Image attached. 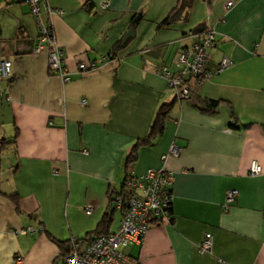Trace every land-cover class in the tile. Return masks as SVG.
I'll use <instances>...</instances> for the list:
<instances>
[{
    "label": "crops",
    "instance_id": "obj_1",
    "mask_svg": "<svg viewBox=\"0 0 264 264\" xmlns=\"http://www.w3.org/2000/svg\"><path fill=\"white\" fill-rule=\"evenodd\" d=\"M228 1L186 0L161 26L184 0H46L52 12L43 9L42 18L65 51L68 82L50 73L49 42L36 51L40 26L30 5L0 7V61L12 62L0 82V264H64L55 240L94 231L128 172L163 166L175 175L171 221L152 224L142 245L124 250L128 259L264 264V0H233L230 8ZM139 14L135 36L112 55ZM201 26L217 35L206 66L212 74L190 84L197 97L220 101L214 113L200 110L195 96L178 99L158 73L176 70L177 52ZM224 57L233 65L215 72ZM81 61L99 68L79 72ZM175 98L163 134L127 163L161 104ZM172 145L180 155L163 161ZM253 160L259 175L249 172ZM230 189L238 194L226 211ZM208 232L213 251L201 252Z\"/></svg>",
    "mask_w": 264,
    "mask_h": 264
},
{
    "label": "built area",
    "instance_id": "obj_2",
    "mask_svg": "<svg viewBox=\"0 0 264 264\" xmlns=\"http://www.w3.org/2000/svg\"><path fill=\"white\" fill-rule=\"evenodd\" d=\"M24 2L30 5L32 13L36 16L40 26V43L36 51L44 48V42H49V69L51 74H57L65 82L71 80L70 70L65 65V51L56 42L53 36L52 25L46 23L42 18V11L52 9L46 0H0V7L13 3ZM108 2L103 7H108ZM234 5L233 0L227 2V7ZM63 13V10H56ZM192 43L180 49L174 60L176 70L172 71L163 66L158 73L163 75L169 87L174 90L178 99H191V81L202 82V78L211 76L206 66L210 60V50L216 46L217 35L212 26L203 27L200 30H192L189 33ZM108 57L102 60L106 61ZM233 60L228 57L222 58L215 72L219 73L233 65ZM99 68L96 61H81L77 65L79 72H94ZM12 62L10 60L0 61V82L10 78ZM87 103V100H82ZM88 153V149L83 150ZM169 155H180V148L172 145L169 152L163 156L166 161ZM251 175L262 173V166L257 160L250 164ZM174 172L167 167L148 168L145 172L137 174L129 172L125 178L123 189L116 195L115 206L121 211L120 225L116 231L106 234L94 235L88 239H72V250L65 258L64 264H137V261L130 260L124 250L132 245H142L145 241L148 230L154 223L171 221V208L174 194ZM238 190L230 189L226 193L223 203L224 210L228 211L235 203ZM93 205L86 208L87 214H91ZM32 230L28 228L24 233ZM201 252L213 251V235L208 232L200 244ZM218 264H228L226 260L219 258Z\"/></svg>",
    "mask_w": 264,
    "mask_h": 264
},
{
    "label": "trees",
    "instance_id": "obj_3",
    "mask_svg": "<svg viewBox=\"0 0 264 264\" xmlns=\"http://www.w3.org/2000/svg\"><path fill=\"white\" fill-rule=\"evenodd\" d=\"M186 0H184V4L182 3L180 6L175 7L170 14L167 16V18L160 24L161 26L163 25H169L171 23H173L176 18L178 17L180 11L182 10L183 6L186 5L185 4ZM142 19V15H137L136 17L133 18L131 25L133 27H135ZM202 28L199 27L197 29L194 30H200ZM128 42V41H127ZM126 42V44H127ZM125 44V45H126ZM125 45L121 44V42H118L115 45L114 51L112 53V55H115V51H118L120 48L124 47ZM194 96L196 97V101L197 104L196 106L199 107L200 110L203 111H208L211 113H214L216 111V108L219 105V100H208V99H204L201 97H197L193 91L192 88V97L194 98ZM178 99L175 98L174 101L171 102H164L161 104L160 108L158 109L157 113H156V117L149 129V132L147 134L146 137L144 138H140L132 147L131 151L129 152L128 156H127V163H132L133 161L136 160L137 158V154H138V149L142 146V145H150L153 144L155 142V140L161 136L165 130L166 127V122L167 120L170 118V113L175 105V102ZM232 126H237L236 123L231 122ZM249 126V125H246ZM5 143L6 141L3 140L2 143ZM129 174V172L127 173V175ZM127 177V176H126ZM125 182V180H124ZM124 182H123V186L120 190H115V191H110L109 192V200H110V204L112 206V208L108 211H106L97 228L94 231H90L88 232L83 238H76L77 240H81V239H88L94 235H98V234H106L110 232V226L114 220V213L117 210L116 206H115V198L116 195L120 194L118 192H120L123 187H124ZM172 211V208H171ZM56 243L60 246V248L63 250V257L64 259L70 254L71 250H72V239L71 240H55Z\"/></svg>",
    "mask_w": 264,
    "mask_h": 264
},
{
    "label": "water",
    "instance_id": "obj_4",
    "mask_svg": "<svg viewBox=\"0 0 264 264\" xmlns=\"http://www.w3.org/2000/svg\"><path fill=\"white\" fill-rule=\"evenodd\" d=\"M135 36V29L134 27H131L127 33L125 34L123 40H122V44L125 45L126 42L131 38V37H134Z\"/></svg>",
    "mask_w": 264,
    "mask_h": 264
},
{
    "label": "rangeland",
    "instance_id": "obj_5",
    "mask_svg": "<svg viewBox=\"0 0 264 264\" xmlns=\"http://www.w3.org/2000/svg\"><path fill=\"white\" fill-rule=\"evenodd\" d=\"M119 214H120L119 211H115V214H114L115 222H116V220H118V215H119Z\"/></svg>",
    "mask_w": 264,
    "mask_h": 264
}]
</instances>
